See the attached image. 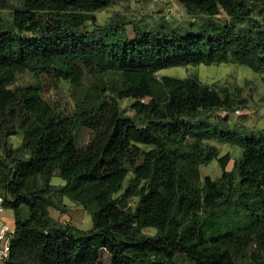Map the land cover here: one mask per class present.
<instances>
[{
    "label": "trees",
    "instance_id": "1",
    "mask_svg": "<svg viewBox=\"0 0 264 264\" xmlns=\"http://www.w3.org/2000/svg\"><path fill=\"white\" fill-rule=\"evenodd\" d=\"M119 1L0 0L8 13L0 14V136L15 134L4 120L17 74L49 75L75 90L86 78L98 84L75 94L69 114L37 89L19 94L31 119L18 148L0 146L2 204L15 226L5 264H102L101 251L107 264H238L245 256L264 264L248 253L264 252V132L203 119L245 107L227 88L195 75L156 76L226 63L264 72V0H177L188 20L132 23L131 40L121 39L122 18L97 24L95 13ZM107 92L110 99L97 98ZM123 99L133 100L132 115ZM81 126L91 134L78 147ZM209 140L241 149L230 171L229 155L218 157ZM213 160L219 178H201L200 166ZM64 197L93 201L90 229L50 217Z\"/></svg>",
    "mask_w": 264,
    "mask_h": 264
},
{
    "label": "rangeland",
    "instance_id": "2",
    "mask_svg": "<svg viewBox=\"0 0 264 264\" xmlns=\"http://www.w3.org/2000/svg\"><path fill=\"white\" fill-rule=\"evenodd\" d=\"M0 14L7 16V11H0ZM97 24L103 25L108 23L113 18H122L125 23L122 27L121 39L131 40L133 38V23L135 26L139 24L153 25L159 20L167 21L171 26H176L181 22L188 20V16L184 9L178 4L177 0H121L116 2L111 7L95 13ZM262 16V15H261ZM259 16L258 20H261ZM264 16V15H263ZM81 31H75L73 34H80ZM189 75H195L198 80L207 85L216 88H227L231 95H238L244 99L246 105L244 108H234L231 111L216 110L208 112L203 116V119L209 122H219L225 120L226 124L233 129L245 130L248 133L262 131L264 132V72H254L251 69L240 66L234 63H226L219 65H198L188 67H174L161 70L156 73V76H172L185 78ZM106 86H108V78H104ZM98 84L91 78H86L82 87L74 89L68 82L53 79L49 75L37 77L29 71H25L16 75L15 82L8 86L10 92V100L6 111L4 126L15 130L14 135L0 136V146L16 149L20 146L23 137V130L31 119V116L26 112L21 105L19 94L26 90L37 89L40 91L43 98L51 103V105L64 114H69L74 108L75 94L79 90L92 89ZM101 100H108L112 97L110 92L104 96H97ZM133 100L123 99L119 101L120 108L126 115H132L130 109ZM91 131L85 127H78L74 131L75 143L78 147L84 146L89 140ZM205 145L214 146L217 149L218 157L225 154L229 155V161L226 165V170L230 171L233 163L241 156V149L235 145L221 143L216 140L205 141ZM201 178L208 176L216 180L219 178L221 171L216 160L211 161L207 165L199 168ZM132 175L129 174L127 178ZM50 183L54 186L62 185V181L53 177ZM129 205L135 208L138 205V199L133 198L129 201ZM96 211L93 201H89L85 206L78 205L67 198L61 199V209L55 210L49 208L48 212L51 218L59 223L73 226L79 230H88L92 225V213ZM8 219H13L12 211L6 212ZM142 233L148 236H153V229H143ZM252 250L260 257L264 256V252ZM182 259L179 258L178 261ZM100 261L102 264H107L109 257L105 251L100 253ZM252 262V261H251ZM238 264H249L247 256L240 258ZM180 264H187L181 261Z\"/></svg>",
    "mask_w": 264,
    "mask_h": 264
},
{
    "label": "built area",
    "instance_id": "3",
    "mask_svg": "<svg viewBox=\"0 0 264 264\" xmlns=\"http://www.w3.org/2000/svg\"><path fill=\"white\" fill-rule=\"evenodd\" d=\"M3 195L0 192V264H5L10 255L11 242L15 236L13 219L6 216L7 209L4 208Z\"/></svg>",
    "mask_w": 264,
    "mask_h": 264
},
{
    "label": "crops",
    "instance_id": "4",
    "mask_svg": "<svg viewBox=\"0 0 264 264\" xmlns=\"http://www.w3.org/2000/svg\"><path fill=\"white\" fill-rule=\"evenodd\" d=\"M8 211V210H7ZM13 215V214H12Z\"/></svg>",
    "mask_w": 264,
    "mask_h": 264
}]
</instances>
